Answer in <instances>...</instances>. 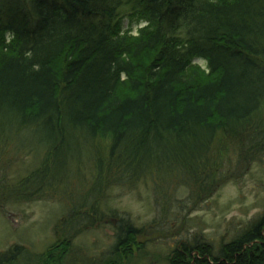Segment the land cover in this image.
<instances>
[{
	"label": "trees",
	"instance_id": "trees-1",
	"mask_svg": "<svg viewBox=\"0 0 264 264\" xmlns=\"http://www.w3.org/2000/svg\"><path fill=\"white\" fill-rule=\"evenodd\" d=\"M263 160L264 0H0V203H68L60 243L11 246L0 264H264V215L216 250L179 240L160 262L138 241L147 231L108 207L150 179L170 221ZM104 227L110 241L88 251Z\"/></svg>",
	"mask_w": 264,
	"mask_h": 264
},
{
	"label": "rangeland",
	"instance_id": "rangeland-1",
	"mask_svg": "<svg viewBox=\"0 0 264 264\" xmlns=\"http://www.w3.org/2000/svg\"><path fill=\"white\" fill-rule=\"evenodd\" d=\"M128 13L127 8L120 11L124 15L122 31L134 38L143 24L137 18L128 16ZM145 56L138 60L139 65L144 68L151 62L149 54ZM195 66L206 73L203 61L195 62ZM28 161L25 160L22 165L15 163L10 168L5 167L6 183L16 182L18 172L22 173ZM240 168L241 165L236 178L221 185L207 201L200 204L188 203L190 206L180 214L174 210L170 221L162 218L153 205L155 196L150 179L143 181L133 191H111L108 207L126 214L137 228L147 231L138 241H146L147 250L154 253L160 262L176 248L177 241L192 243L190 241L194 236L207 239L216 250L223 240L233 237L237 229H244L264 215V160L247 166L243 172ZM3 173L0 170V180ZM186 196L187 192L183 191L180 198ZM59 199L61 198L45 197L31 202L0 203V251L19 245L25 246L31 255H39L60 243L58 227L68 203ZM111 235L109 228L104 227L87 233L81 242L88 251H99L105 248Z\"/></svg>",
	"mask_w": 264,
	"mask_h": 264
}]
</instances>
